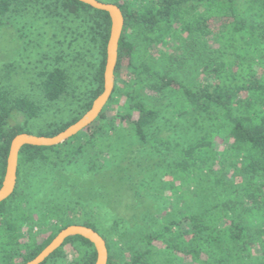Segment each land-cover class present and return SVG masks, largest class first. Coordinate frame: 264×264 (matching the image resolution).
<instances>
[{
    "label": "trees",
    "instance_id": "16d2710c",
    "mask_svg": "<svg viewBox=\"0 0 264 264\" xmlns=\"http://www.w3.org/2000/svg\"><path fill=\"white\" fill-rule=\"evenodd\" d=\"M101 1L117 4L125 21L114 90L98 118L77 134L57 145L21 148L15 190L0 202V264L27 263L72 224L92 227L105 239L107 264H264V0H260L259 9L256 0ZM33 7L50 17H68L75 23L69 26L70 43L92 51L93 57H83V52L75 56L87 71L78 78L86 82L85 96L74 106L70 119L52 123L47 129L34 131L23 125L12 126L14 113L30 120L39 117L44 106L26 94L17 95L0 85V186L15 135L58 134L80 119L104 89L109 13L80 0H0V19ZM215 18H226L223 28L211 27ZM128 32L131 36H147L146 49L149 45L173 43L182 33L194 39L216 33L221 44L212 69L213 81L198 90L184 88L180 95L181 99L186 98L189 112H199L201 121L209 120L211 124V129L197 141L177 151L179 175L186 179L194 177L197 188L192 193L189 190V196L183 193L180 201L171 202L172 210L163 217L152 215L149 220L153 226L147 231L136 230L133 236L127 230L120 232L117 220L115 226L111 225L113 228L100 229L88 217L81 218L80 215L87 214L82 207L65 204L60 196L48 197L39 209L33 208L42 172L50 174L74 164L97 172L105 165L115 134L128 142L133 134L143 144L166 148L164 137L148 135L157 110L137 100L123 78V61L129 59L138 77L153 79L149 87L155 95L182 85L175 77L156 70L148 53L136 64V44L127 36ZM151 34L153 42L148 36ZM255 61L263 65L261 72L251 69L258 64ZM73 79L67 66L57 65L44 71L43 97L49 103L68 96L77 99L78 88ZM122 96L125 99L118 104ZM114 104L118 105L117 112L110 116L107 109ZM127 119L131 128L120 131L117 120ZM224 142H228L225 148L217 147ZM65 176L63 171L61 179ZM62 183L59 181L57 189L67 190ZM66 246L73 249L71 260ZM96 258L93 242L75 235L66 238L40 264H56L60 260H68V264H95Z\"/></svg>",
    "mask_w": 264,
    "mask_h": 264
},
{
    "label": "rangeland",
    "instance_id": "374dc122",
    "mask_svg": "<svg viewBox=\"0 0 264 264\" xmlns=\"http://www.w3.org/2000/svg\"><path fill=\"white\" fill-rule=\"evenodd\" d=\"M255 6L261 8L262 2L256 0ZM226 21V18H215L211 27L214 30L216 27L223 28ZM74 24L68 17H50L36 11L34 7L21 13H10L0 19V85L17 95L26 94L44 106L41 115L30 120L21 113H14L10 120L12 126L18 124L40 131L74 115V106L84 98L86 90V82L78 78H81L83 72H87L75 56L78 52H83V57H93L92 51L87 52L80 44L70 43L69 26ZM127 36L136 44L133 58L136 64L148 53L156 70L175 77L182 85V88L155 95L149 87L153 79L149 76L146 79L138 77L134 67L129 65V59L123 61V78L130 84L137 100L157 110V117L149 128L148 135L164 137L167 141L166 148L164 145L153 147L143 144L133 134L130 142L115 134L107 160L103 162L105 165L97 172H89L80 164L59 168L50 174L42 172L33 208L39 209L48 197L60 196L63 203L82 207L88 215L79 214L81 218L88 217L100 229L113 228L111 225L117 220V229L120 232L127 230L133 236L136 230L150 229L152 221L149 219L152 215L163 217L168 210H172L171 202L180 201L183 193L189 196L197 188L194 177L186 179L179 175L176 167L179 157L177 151L197 141L211 129V124L209 120L201 121L199 112H189L186 98L182 97L183 100L180 95L184 88L198 90L206 82L213 81L212 69L221 44L217 41L216 33L203 39H194L188 33H182L173 43H158L149 45L146 49L147 36L138 33L131 36L130 32ZM148 36L153 42L154 34ZM167 38L171 39L170 36ZM57 65L71 68L78 88L77 99L68 96L49 103L43 97V72ZM261 65L253 64L251 69L261 72ZM124 99L125 96H122L118 104L123 103ZM117 106L114 104L108 107V115L116 114ZM137 115L138 111L135 110L134 116ZM117 122L121 124L120 131L131 128L128 119ZM96 126L95 124L94 127ZM123 144H126L125 148L122 147ZM227 144L228 142L220 143L217 147L225 148ZM63 171L66 176L61 179ZM55 176L57 179H54ZM58 179L67 190L57 189L60 186ZM34 217L39 218V215L35 214ZM35 229L38 230L39 227L36 226ZM66 251L71 260L74 256L73 249L66 246ZM68 262L60 260L56 264Z\"/></svg>",
    "mask_w": 264,
    "mask_h": 264
},
{
    "label": "water",
    "instance_id": "95a60500",
    "mask_svg": "<svg viewBox=\"0 0 264 264\" xmlns=\"http://www.w3.org/2000/svg\"><path fill=\"white\" fill-rule=\"evenodd\" d=\"M94 8L105 10L111 19L110 34L106 46V62L104 69V89L98 95L91 108L76 122L54 136L37 135L22 132L13 137L10 143L6 169L0 186V202L8 198L15 190L19 152L24 145L53 146L60 144L92 124L107 104L115 86V68L118 61L119 41L124 27V16L120 7L112 2L101 0H80ZM82 235L93 242L97 258L95 264L108 263V248L105 239L92 227L72 224L63 228L55 238L32 260L25 264H40L59 248L69 236Z\"/></svg>",
    "mask_w": 264,
    "mask_h": 264
}]
</instances>
